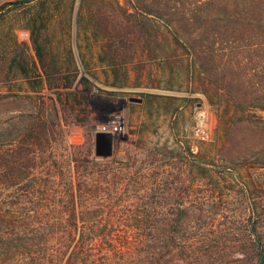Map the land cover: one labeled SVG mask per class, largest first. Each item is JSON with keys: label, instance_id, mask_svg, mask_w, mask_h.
Wrapping results in <instances>:
<instances>
[{"label": "rangeland", "instance_id": "1", "mask_svg": "<svg viewBox=\"0 0 264 264\" xmlns=\"http://www.w3.org/2000/svg\"><path fill=\"white\" fill-rule=\"evenodd\" d=\"M167 1L1 2L0 131L5 142L4 158L9 159L11 145L18 146L20 156L31 157L33 165L22 172L25 180L31 174H38L50 161L63 164L70 157L83 161L87 152L95 160H103L105 157L94 155L93 134L111 131V126L118 122L120 129L112 131L111 155L106 160L133 162L131 170L138 169L137 173L147 178V191L160 188L164 198L161 205L166 211L174 206L193 203L194 207L186 211L187 215L192 216L191 220L183 217L186 214H181L177 235L193 241L204 238L209 244V251L204 252L205 255L198 250L197 262L193 264H243L239 250L243 234H238L237 226L229 229L230 221H237V214L233 210L246 202L239 187L216 156L206 158V170L201 174L192 165L194 159L190 153L198 150L199 142L212 140L217 122L215 106L204 92L206 89L203 85H194L192 89L156 86L150 80L159 79L160 73H148L147 67L143 72H138L131 64L124 73L126 83L118 86L106 83L109 77L104 74L102 64L111 57L101 55L100 46L112 53L123 42V47L130 51L125 38L136 35L139 37V43L135 45L139 47V57L143 62H148V51L143 48L149 27L147 12L151 10L163 16L166 12L163 3L165 6ZM188 1H180L179 8L190 10L191 4L197 0ZM262 2L226 0L225 5L214 2L200 10L201 16L208 17L206 22L198 23V20L193 25L181 26L185 30L199 26L201 29L253 33V38L248 37L242 50L245 59L236 70L208 61L207 76L200 73L204 79L211 78L220 84L222 91L226 82L237 78H259L264 90V60L257 62L249 49L251 44L254 46L261 41L254 36L255 33L264 32ZM161 23L156 20L154 25L161 30ZM180 25L177 24L178 28ZM20 31L27 33V39L19 38ZM32 35L41 44L42 62L37 59L30 42ZM77 46L87 71L79 61ZM25 53L35 61L38 76L35 71L26 78L18 74V59ZM80 76L84 79H80ZM188 76L189 72H185L182 79L186 80ZM210 92L214 90L209 87ZM128 97H139L141 101L128 102ZM122 100L126 101L125 104H122ZM249 112L264 119V109L253 108ZM256 144L253 145L255 148ZM232 146L236 147L235 144ZM201 147L207 149L208 145ZM26 149L32 152L26 153ZM180 159L188 163L186 172L182 171ZM40 162L41 166L37 165ZM22 182L12 184L10 188H17ZM186 252L181 251L177 256L178 263L173 264H185Z\"/></svg>", "mask_w": 264, "mask_h": 264}, {"label": "trees", "instance_id": "2", "mask_svg": "<svg viewBox=\"0 0 264 264\" xmlns=\"http://www.w3.org/2000/svg\"><path fill=\"white\" fill-rule=\"evenodd\" d=\"M180 1L163 3V16L148 10V35L143 46L148 51V62L139 57L136 35L125 38L130 51L123 42L116 49L118 53L100 46L99 53L111 57L102 64L109 77L106 83H126L124 73L131 64L138 72L147 67L148 73H160L159 79L150 80L156 86L192 89L203 85L215 106L217 122L212 140L199 142L198 150L190 153L192 165L201 174L211 155L226 166L246 201L233 210L237 221H230L229 229L237 226L238 234H243L244 239L239 235L243 264H264V178H259L264 177V119L249 112L264 109V90L259 78H237L226 82L222 91L220 84L200 75L207 76L208 61L236 70L245 59L242 50L253 33L199 26L185 30L181 26L198 20L206 22L208 17L201 16L200 10L218 1L225 5L226 0H197L190 3V10L179 8ZM156 20L162 22L161 30L154 25ZM177 24H181L179 28ZM254 36L261 41L249 49L259 62L264 60V32ZM30 42L42 62L41 44L34 35ZM77 47L79 61L87 71ZM19 58L18 74L26 78L33 71L37 73L31 55L25 53ZM185 72H189V78L183 80ZM209 87L214 92L209 94ZM3 139L0 131V264H173L178 263L181 251H187L185 264H193L199 251L203 255L209 251L204 238L193 241L177 236L181 214L190 221L192 216L186 211L194 207L193 203L166 211L161 205L164 198L160 188L147 191V178L137 173L138 169L131 170L133 162L118 163L107 157L95 160L87 152L83 161L75 157L63 164L50 161L25 180L22 172L33 165L31 157L20 156L18 146L11 145L9 159H5ZM203 144L208 148L202 149ZM29 152L32 150L26 149ZM180 164L186 172L188 163L180 159ZM17 182L22 184L10 188Z\"/></svg>", "mask_w": 264, "mask_h": 264}, {"label": "water", "instance_id": "3", "mask_svg": "<svg viewBox=\"0 0 264 264\" xmlns=\"http://www.w3.org/2000/svg\"><path fill=\"white\" fill-rule=\"evenodd\" d=\"M128 102L139 103L141 99L139 97H128ZM125 100H122V104H125ZM123 135V134H121ZM94 155L100 157H108L111 155L112 134L110 132L97 131L93 134Z\"/></svg>", "mask_w": 264, "mask_h": 264}, {"label": "built area", "instance_id": "4", "mask_svg": "<svg viewBox=\"0 0 264 264\" xmlns=\"http://www.w3.org/2000/svg\"><path fill=\"white\" fill-rule=\"evenodd\" d=\"M18 36L22 40L27 39V33L26 32L20 31V32H18ZM102 129H104V128L102 127ZM116 129H118V130L120 129V124H118V122H117V124L115 123V125L111 126V129H110L111 131H101V132H110L112 134V131H115Z\"/></svg>", "mask_w": 264, "mask_h": 264}, {"label": "crops", "instance_id": "5", "mask_svg": "<svg viewBox=\"0 0 264 264\" xmlns=\"http://www.w3.org/2000/svg\"><path fill=\"white\" fill-rule=\"evenodd\" d=\"M3 1H8V0H0V3L3 2Z\"/></svg>", "mask_w": 264, "mask_h": 264}]
</instances>
